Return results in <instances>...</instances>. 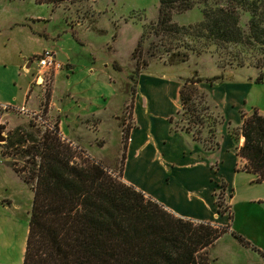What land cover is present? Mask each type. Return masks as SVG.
I'll return each mask as SVG.
<instances>
[{
    "label": "rangeland",
    "instance_id": "obj_1",
    "mask_svg": "<svg viewBox=\"0 0 264 264\" xmlns=\"http://www.w3.org/2000/svg\"><path fill=\"white\" fill-rule=\"evenodd\" d=\"M259 8V18L264 22V1ZM156 16V0H79L53 8L35 0H0V210L4 212L0 211V220L6 219L4 236L15 250V264L22 261L31 192L11 168H22L24 160L15 156V149H6L5 144L17 128L26 131H36V128L39 133L45 128H56L58 136L63 139L56 108L66 98L75 101L74 97L64 92L69 75L74 71L75 77L78 76L75 86L81 89L82 102L78 106L65 105L68 115L62 120H71L68 121L69 128L79 136L83 135V146L89 148L87 141L91 135L86 133L82 124L96 112L94 117H99L102 122L99 131L102 138H97L94 145L105 146L102 149L91 147L89 151L104 160L91 159L100 162L110 176L120 182L121 165L116 155L121 146V130L130 131L134 127L129 101L142 76L143 85L148 78L157 76H163L165 80L175 78L180 86L185 80L218 75L226 83L230 82L227 86L213 89L219 100L217 106L209 102L207 93L200 88L199 84L204 85L205 82L194 85L197 95L202 97H196L191 103L201 123L198 138L205 146H213L216 137L222 146L225 129L234 141L231 133L237 127L231 125L240 115H236L237 107L244 113L251 110L264 113V76L260 84H253L258 73H264V68H255L264 60L259 48L226 45L219 49L211 42L197 38L192 28L201 22L198 7L173 15L171 23L183 30L164 37L153 35ZM249 18L247 13L239 18L238 25L244 33ZM43 50L54 52L61 69L50 80L39 84L35 81L34 59ZM57 75L59 77L56 78ZM98 94L105 98V105ZM145 96L149 100V112L160 115L170 109L162 88L148 90ZM229 102H232V108ZM20 108L25 112H20ZM178 111L171 121L172 127L176 128L186 125L185 118H181L182 111L179 108ZM114 113L116 118L109 119ZM156 115L147 121L154 126L157 134L160 130L159 135L163 136L166 123ZM222 117L228 119L231 125ZM89 122L96 124L97 118ZM29 125L33 127L29 128ZM183 137V143L190 145L189 136ZM69 143L82 151L78 145ZM131 148L136 153V145ZM139 157L143 168L148 162L151 164L148 150L139 153ZM216 158H219L218 154L202 159L210 161ZM236 167L239 168L238 164ZM152 169L156 170L154 165ZM220 173L223 180L233 184L234 191H250L245 187L246 174L232 175L223 166ZM214 184L215 206L218 204L221 214L228 218L226 198L229 192L225 191L222 181L215 179ZM231 213L234 216L229 223L230 230L264 255V206L234 205ZM259 253L242 246L229 234H223L206 249V262L264 264V258ZM7 262L6 256L0 253V264Z\"/></svg>",
    "mask_w": 264,
    "mask_h": 264
},
{
    "label": "trees",
    "instance_id": "obj_2",
    "mask_svg": "<svg viewBox=\"0 0 264 264\" xmlns=\"http://www.w3.org/2000/svg\"><path fill=\"white\" fill-rule=\"evenodd\" d=\"M35 1L53 8L79 0ZM263 1L156 0L152 32L156 37L181 32L183 28L171 23V17L198 7L201 22L192 28L197 38L219 49L240 45L257 47L264 54V22L259 18ZM246 13L250 18L244 33L238 23L241 14ZM262 62L255 68H264ZM263 76L258 73L253 84H260ZM221 79L220 75L196 77L181 84L178 102L186 125L173 130L204 145L198 138L199 116L191 103L202 96L197 95L194 85H211ZM34 129L17 128L5 144L6 149H15V156L24 160L22 168H11L31 192L21 264H207L206 249L226 233L259 253L228 231L227 226L174 217L139 191L111 177L100 162L61 139L56 128H45L40 133ZM231 134L241 138L235 153L241 164L237 170L254 175L257 183L264 181V116L255 110L247 115L241 113L240 125ZM120 140L121 165L127 140L124 129Z\"/></svg>",
    "mask_w": 264,
    "mask_h": 264
},
{
    "label": "crops",
    "instance_id": "obj_3",
    "mask_svg": "<svg viewBox=\"0 0 264 264\" xmlns=\"http://www.w3.org/2000/svg\"><path fill=\"white\" fill-rule=\"evenodd\" d=\"M58 72H56L53 76H55ZM74 72L73 74L69 75L64 92L69 94L70 97H74L75 101L66 98L60 101L59 105H57L58 108H56L60 115V135L63 139L65 138V141L78 145L81 150L85 152L87 157L104 160V158L100 156L97 157L92 155L91 151H89L91 147L102 149L105 146L98 147L97 145H94L97 138H102L99 133L102 122L99 117H94L96 112L91 114L90 117V120L97 118L96 124L89 122L90 120H87L82 124L83 129H86V133L91 135L90 140L87 141V146H89V148L83 146V139L81 137L83 135L79 136L69 128L68 121L71 120L68 119V121L65 122L62 120V118H66L68 115V110L65 105L69 103L71 105L73 104L78 106L82 102L81 89L75 86L78 76L75 77ZM58 75L56 78L59 77ZM167 75L169 74H165V76ZM141 79L136 86L134 95L129 101L134 127L130 131H127L124 158L121 164V182L132 187L136 191H139L145 197H148L151 201L157 203L163 210L176 218L189 220L195 223H210L227 226L228 231H231L229 223L232 220V216H234V213H231L233 212L234 205H241L244 207L245 205L247 206L256 204L264 206V181L257 183L255 182L254 175L237 170L236 165H241L240 160L235 155L236 149L241 145L240 136L232 135L233 139L235 138V140L232 141L228 136L225 127L223 125H219L218 127L225 129L222 132L224 137L222 146L216 137V130L215 137L217 141L211 148L205 147L201 143L192 141L188 134H185L179 130H173L171 125L172 117L173 115L177 114L179 108V82L175 78L165 80L163 79V76H157L152 79L148 78V82L143 85V79ZM226 82L227 81H224L222 78L220 81L211 85L205 82L206 86L205 84H199V86L205 93H207L209 102L217 106L219 100L213 89L219 88L220 86H227L230 83ZM214 84L215 86H212ZM153 88H162L166 96V100L170 105V109L168 111L160 115L157 114L158 116L152 111L149 112V100L145 96L148 90ZM98 96L99 99H101L103 105H105V98L102 99L103 96L99 94ZM229 104L232 108V102H229ZM53 107L55 108V104H53ZM236 109V115L237 113H242L245 115L250 113L239 111L240 107H237ZM116 113L111 115L109 119H115ZM259 114L264 116V113ZM155 115L157 118L161 117L163 122L166 123V129H164L165 134L163 136L159 135L160 130L157 134L154 126L149 125V122L147 121L148 119H154ZM223 119H225V121L231 125L228 119ZM64 125L66 129H64ZM239 125L240 115L236 117L235 122L231 126L238 128ZM184 135L189 136L190 145L186 144L185 142L183 143L185 139L183 137ZM119 144H121V140L119 141ZM134 144L136 145V153H133L131 148ZM147 150L148 154L151 155V164L148 162L146 167L143 168V165L140 162V157L138 159V156L139 153H143V151ZM120 154L121 146L119 149V154L116 155V158H119ZM216 154L219 155V158L210 161H205L202 159L206 156ZM113 161L114 159L112 160V163ZM154 162H156V164ZM223 162L225 163L224 165L222 164ZM153 165L155 166L156 170L152 169ZM213 165H216V168H213ZM222 166L223 168L228 169L232 175L236 173L246 174L248 179L246 180L245 187L249 188L250 191H247L246 193H242L237 190L234 191L233 184H230L226 180L222 179L220 173ZM215 179L222 181L225 191L229 192V196L226 198V204L229 209L228 218L223 214H218L216 212L217 208L213 201V188L215 187ZM0 211L1 213H4L3 210ZM5 221L6 219L0 220V236L2 241V243H0V253L6 256L8 261L7 264H15V250L11 244L7 243L6 237L4 236L6 231ZM235 231L240 233L238 230ZM25 238L24 232L23 240ZM23 249L24 248H22V250Z\"/></svg>",
    "mask_w": 264,
    "mask_h": 264
},
{
    "label": "built area",
    "instance_id": "obj_4",
    "mask_svg": "<svg viewBox=\"0 0 264 264\" xmlns=\"http://www.w3.org/2000/svg\"><path fill=\"white\" fill-rule=\"evenodd\" d=\"M34 61L36 63L35 81L39 84L50 80L61 69V65L55 60L54 52L51 50H43L35 56ZM19 111L25 112L23 108H20Z\"/></svg>",
    "mask_w": 264,
    "mask_h": 264
},
{
    "label": "water",
    "instance_id": "obj_5",
    "mask_svg": "<svg viewBox=\"0 0 264 264\" xmlns=\"http://www.w3.org/2000/svg\"><path fill=\"white\" fill-rule=\"evenodd\" d=\"M0 141H1V139H0Z\"/></svg>",
    "mask_w": 264,
    "mask_h": 264
}]
</instances>
